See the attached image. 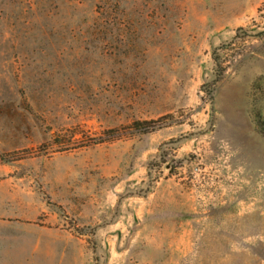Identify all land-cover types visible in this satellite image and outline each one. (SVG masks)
Returning <instances> with one entry per match:
<instances>
[{
	"label": "rangeland",
	"instance_id": "obj_1",
	"mask_svg": "<svg viewBox=\"0 0 264 264\" xmlns=\"http://www.w3.org/2000/svg\"><path fill=\"white\" fill-rule=\"evenodd\" d=\"M0 264H264V0H0Z\"/></svg>",
	"mask_w": 264,
	"mask_h": 264
},
{
	"label": "trees",
	"instance_id": "obj_2",
	"mask_svg": "<svg viewBox=\"0 0 264 264\" xmlns=\"http://www.w3.org/2000/svg\"><path fill=\"white\" fill-rule=\"evenodd\" d=\"M151 123V121H142L135 123V126L137 127V130L143 129L146 130L147 126Z\"/></svg>",
	"mask_w": 264,
	"mask_h": 264
}]
</instances>
